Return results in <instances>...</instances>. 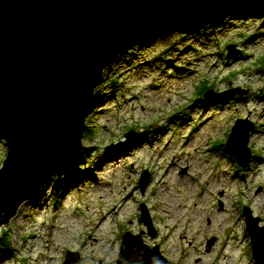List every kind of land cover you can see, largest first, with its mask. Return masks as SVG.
<instances>
[{"label":"rangeland","instance_id":"374dc122","mask_svg":"<svg viewBox=\"0 0 264 264\" xmlns=\"http://www.w3.org/2000/svg\"><path fill=\"white\" fill-rule=\"evenodd\" d=\"M240 121L253 130L245 168L225 148ZM82 143L79 163L0 227V264H64L66 253L119 264L125 234L166 264H255L243 209L264 228V16L233 11L124 53L103 74ZM5 157L0 142V168Z\"/></svg>","mask_w":264,"mask_h":264},{"label":"water","instance_id":"95a60500","mask_svg":"<svg viewBox=\"0 0 264 264\" xmlns=\"http://www.w3.org/2000/svg\"><path fill=\"white\" fill-rule=\"evenodd\" d=\"M233 11L264 16V0H0V227L9 228L24 204L79 163L95 92L119 57L163 32L192 33ZM235 94L242 93L224 96ZM252 131L238 122L225 145L242 168ZM146 183L142 178V191ZM243 216L252 260L264 264V228L248 209ZM141 222L152 235L144 207ZM156 260L166 264L157 247L123 236L119 264ZM76 261L66 253L64 264Z\"/></svg>","mask_w":264,"mask_h":264},{"label":"trees","instance_id":"16d2710c","mask_svg":"<svg viewBox=\"0 0 264 264\" xmlns=\"http://www.w3.org/2000/svg\"><path fill=\"white\" fill-rule=\"evenodd\" d=\"M204 92H205V90L202 91V94H204ZM217 148H223V145L217 146ZM72 173H74V176L78 175V171L75 170V169H72ZM8 235H9L8 232H5L4 234L3 233L1 234V237H0V252H2V253L3 252L4 253L7 252V250L9 249V238H8Z\"/></svg>","mask_w":264,"mask_h":264}]
</instances>
